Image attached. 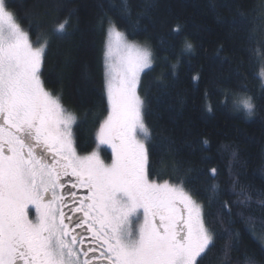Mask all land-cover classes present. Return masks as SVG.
Segmentation results:
<instances>
[{
  "label": "trees",
  "instance_id": "1",
  "mask_svg": "<svg viewBox=\"0 0 264 264\" xmlns=\"http://www.w3.org/2000/svg\"><path fill=\"white\" fill-rule=\"evenodd\" d=\"M8 5L33 45L47 42L41 79L77 117L74 141L80 153L94 149L108 113L107 26L149 45L152 65L141 74L138 93L150 132V179L183 182L203 206L214 239L198 264H264V0H8ZM65 19L66 31L56 33ZM245 95L255 104L251 116L235 107ZM101 153L110 159L109 150Z\"/></svg>",
  "mask_w": 264,
  "mask_h": 264
},
{
  "label": "snow or ice",
  "instance_id": "2",
  "mask_svg": "<svg viewBox=\"0 0 264 264\" xmlns=\"http://www.w3.org/2000/svg\"><path fill=\"white\" fill-rule=\"evenodd\" d=\"M67 25L65 19L55 32ZM46 47V41L33 46L8 0H0V264H198L214 239L203 206L183 182L149 176L150 132L137 89L151 51L110 26L108 113L96 132L97 149L79 156L77 117L41 79ZM234 103L254 114L251 96ZM100 146L111 149L110 164ZM64 177L82 191H64Z\"/></svg>",
  "mask_w": 264,
  "mask_h": 264
},
{
  "label": "rangeland",
  "instance_id": "3",
  "mask_svg": "<svg viewBox=\"0 0 264 264\" xmlns=\"http://www.w3.org/2000/svg\"><path fill=\"white\" fill-rule=\"evenodd\" d=\"M110 26H115L114 24H109L108 26H107V28H106V32H105V41H104V60H103V65H104V81H105V86H106V75H105V73H106V68H105V63H106V59H105V52H106V44H107V41H108V34H109V31H110ZM116 27V26H115ZM117 29V28H116ZM118 30V29H117ZM118 31H120V30H118ZM123 35H124V38H125V40L129 43V44H132V45H135V46H137V47H141V48H147V49H149L150 51H151V49H150V47H149V45L147 44V43H145V42H139V41H134V40H130L122 31H120ZM33 46H35V45H33ZM112 63L113 64H115L116 63V58L115 57H113V59H112ZM148 69V68H147ZM147 69H145V70H147ZM144 70V71H145ZM143 71V72H144ZM142 72V73H143ZM141 73V74H142ZM141 74H140V77H141ZM139 87V86H138ZM137 92H138V89H137ZM105 93H106V88H105ZM138 95H139V93H138ZM140 96V95H139ZM107 98V97H106ZM140 98H141V96H140ZM142 99V98H141ZM62 105V104H61ZM63 107V106H62ZM67 111V110H66ZM73 137H74V126H73ZM147 140H148V137L146 138V144H147ZM74 147H75V149H76V146H75V141H74ZM102 148H105L106 150H109V152H110V159L109 160H105L104 159V157H103V155H102V153H101V149ZM97 149V144H96V146L94 147V149L92 150V151H94V150H96ZM92 151H90V152H88V153H80V152H78L77 151V149H76V152H77V154L79 155V156H85V155H88V154H90ZM99 153H100V157H101V159L106 163V164H110L111 163V149L110 148H108L107 146H100V149H99ZM162 183V182H161Z\"/></svg>",
  "mask_w": 264,
  "mask_h": 264
},
{
  "label": "flooded vegetation",
  "instance_id": "4",
  "mask_svg": "<svg viewBox=\"0 0 264 264\" xmlns=\"http://www.w3.org/2000/svg\"><path fill=\"white\" fill-rule=\"evenodd\" d=\"M63 181L66 183V188L64 189V191H66V192H68V191H77V192L82 191V190H78V189H72L71 185L67 183L68 181H73L74 182V178L73 177H64ZM65 210L67 211V209H65ZM30 218L31 219H35L34 209H30ZM97 255H98V253H97Z\"/></svg>",
  "mask_w": 264,
  "mask_h": 264
}]
</instances>
